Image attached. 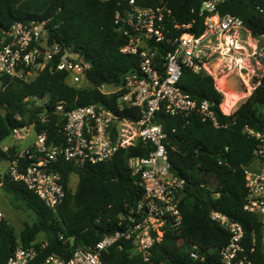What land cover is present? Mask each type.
<instances>
[{
  "label": "trees",
  "instance_id": "16d2710c",
  "mask_svg": "<svg viewBox=\"0 0 264 264\" xmlns=\"http://www.w3.org/2000/svg\"><path fill=\"white\" fill-rule=\"evenodd\" d=\"M120 2L122 0H0V41L15 22L48 20L50 40L77 51L91 63L87 78L93 85L71 86L65 73L48 68L32 81L0 76L2 156H5L2 143L15 128L35 124L40 131L43 117L48 122L45 128L49 142L63 143L60 129L66 121V113L79 107L101 105L139 120L137 108L121 110L116 102L117 94L106 95L100 91L102 86L123 85L126 77L139 69V56L121 52L129 40L115 24ZM149 2L156 4V0ZM168 3L178 23H193L190 31L196 35L202 33L204 17L200 16L199 0H168ZM262 5L264 0H228L219 6V12L240 17L248 29L261 34L264 33V17L258 7ZM255 82L259 84L252 95L234 115L227 116L220 112L219 104L224 96L216 90L214 79L185 69L179 84L181 89L193 99L214 103L220 128L202 121L198 115L157 113V122L167 135L170 170L182 174L186 184L180 205L182 234L167 230L163 242L154 249L156 263L219 264V250L230 242L231 235L211 219V213L217 211L243 227L244 244L248 249L256 238L253 259L257 264H264L262 223L258 216L244 209L248 197L244 170L254 162L258 145L244 128L264 127V72ZM32 97L48 98V102L34 107L27 101ZM61 105L63 113L55 114ZM17 116L21 120H17ZM17 150V146L10 149L12 157ZM153 150L151 144L140 141L134 147L118 151L108 162L89 164L82 169L59 159L55 166L62 173L66 195L56 210L49 208L23 183L6 179L3 194L13 204H24L35 214V219L25 224L20 235L8 220L0 222V264H7L17 247H27L39 236L48 245L40 251L36 263L50 254L68 258L78 246L93 247L105 235L117 231L120 217L144 195L138 178L132 175L129 160L148 156ZM72 174L78 176L75 190L70 188ZM180 240L184 243H179ZM186 244L205 252V261L192 260L186 252ZM132 253V246L126 243L123 250L111 248L103 259L105 264H141L138 254Z\"/></svg>",
  "mask_w": 264,
  "mask_h": 264
},
{
  "label": "built area",
  "instance_id": "2783aa9c",
  "mask_svg": "<svg viewBox=\"0 0 264 264\" xmlns=\"http://www.w3.org/2000/svg\"><path fill=\"white\" fill-rule=\"evenodd\" d=\"M149 1L122 0L115 15L116 26L129 40L121 52L139 56V69L129 74L119 87H100L106 95H118L116 102L121 110L137 108L139 120L101 105L79 107L66 113V121L60 129L63 143L49 142L45 128L48 122L43 117L40 131L35 124L12 131L11 136L21 140L29 134V128H33L36 136L29 146L17 147L14 157L10 149L15 145L2 146L5 156L0 154V191L8 178L21 182L49 208L56 210L66 195L62 173L55 166L59 159L82 169L89 164L108 162L118 151L134 147L140 141L149 143L154 150L148 156L129 160L132 175L138 178L144 190L143 197L120 217L119 229L105 235L93 247L78 246L68 258L50 254L36 263L40 251L48 245L41 239L27 247H17L7 264H105L104 253L113 247L123 250L126 243L132 246V254H138L141 264H164L153 260L154 249L163 242L167 230L182 234L180 205L186 180L170 170L167 135L157 122V113L164 111L183 117L198 115L202 121L220 128L215 104L193 99L181 89L183 72L190 69L196 74L211 76L216 90L224 95L227 79L236 75L244 88L243 98L229 112L222 108L225 99L219 104L223 115L232 116L259 84L256 82L251 87L250 82L260 76L258 71L264 67V33L255 34L240 17L221 14L219 6L228 0H199L200 16L204 17V29L199 35L190 31L193 23L180 24L175 20L168 0H156L153 5ZM258 9L264 17V5ZM47 26L48 20L15 22L4 33L0 41V76L32 81L48 68L65 73L71 86L92 87L87 78L91 63L77 51L52 42ZM30 100L36 101V105L43 102L37 97L27 101ZM63 111L61 105L54 113ZM17 120L21 117L17 116ZM244 131L258 141L254 162L244 170L248 189L244 209L258 216L262 223L261 251L264 255V127L246 126ZM210 217L231 235L230 242L219 250V264H257L253 259L256 238L248 249L244 244V229L239 223L217 211ZM5 219L0 205V222ZM186 252L194 261H205V252L197 247L186 244Z\"/></svg>",
  "mask_w": 264,
  "mask_h": 264
},
{
  "label": "rangeland",
  "instance_id": "374dc122",
  "mask_svg": "<svg viewBox=\"0 0 264 264\" xmlns=\"http://www.w3.org/2000/svg\"><path fill=\"white\" fill-rule=\"evenodd\" d=\"M263 72H264V67L262 70L258 71L260 76L262 75ZM255 83H256L255 80L251 79V82H250L251 87H253ZM83 85H86V83L83 82ZM1 86H2V80L0 78V88H1ZM221 94L224 96V99L228 98L223 93H221ZM226 94L236 95V94H238V92L236 89H229L228 91L226 90ZM239 94L244 95V90L240 91ZM246 100L247 99L243 100L241 102V104ZM45 102H48V98L44 99L40 105H36V101H34V100H30L29 104H31V106L34 105V107H36V106H42L43 104H45ZM29 131H30L29 134H25L21 140L16 139L13 136L7 137L3 141L2 146L15 145L20 149H23L26 146H29L34 141L35 136H36L35 130L33 128H29ZM5 166H6V164H5ZM77 184H78V176L76 174H72L71 179H70V188L72 190H75ZM0 205L3 208V210L5 211L6 218H7L8 222L15 228L16 233L18 235H20V233L24 229L25 224H31L33 222V220L35 219V214L31 210L26 208L24 204L17 203V205H16V204L11 203L10 199L7 198L3 194L2 191H0ZM41 239H42V237L39 236L37 240H41Z\"/></svg>",
  "mask_w": 264,
  "mask_h": 264
},
{
  "label": "bare ground",
  "instance_id": "6f19581e",
  "mask_svg": "<svg viewBox=\"0 0 264 264\" xmlns=\"http://www.w3.org/2000/svg\"><path fill=\"white\" fill-rule=\"evenodd\" d=\"M222 80H220L219 82H222ZM229 83L230 85L233 86L236 84V82H234L232 79L229 81ZM230 89H235V88H230ZM225 96L228 97L227 99L224 100L222 104V108L224 109L225 112H229L230 109L243 98L241 94L229 95L225 93Z\"/></svg>",
  "mask_w": 264,
  "mask_h": 264
},
{
  "label": "water",
  "instance_id": "95a60500",
  "mask_svg": "<svg viewBox=\"0 0 264 264\" xmlns=\"http://www.w3.org/2000/svg\"><path fill=\"white\" fill-rule=\"evenodd\" d=\"M233 80L234 82H236V84L233 86V85H230L229 81L230 80ZM226 90L228 91L230 88H235L238 92L240 91H243L244 88L243 86L239 83V79L236 75H231L228 79H227V83H226ZM179 177H183L182 174H178Z\"/></svg>",
  "mask_w": 264,
  "mask_h": 264
}]
</instances>
